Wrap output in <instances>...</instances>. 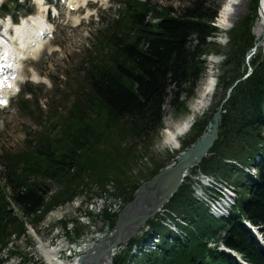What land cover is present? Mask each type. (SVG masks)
I'll return each mask as SVG.
<instances>
[{
	"label": "trees",
	"instance_id": "obj_1",
	"mask_svg": "<svg viewBox=\"0 0 264 264\" xmlns=\"http://www.w3.org/2000/svg\"><path fill=\"white\" fill-rule=\"evenodd\" d=\"M259 1L253 0L250 6L252 16L228 32L230 50L225 55V66H232L230 72L234 74L227 86L243 77L239 70L244 57L256 44L252 29L258 19ZM219 12V7L209 0H190L179 11L138 0L126 1L124 18L116 24L126 30L125 36H112L109 51L103 50V57L90 56L86 67L82 66L88 92L78 97L65 115L52 112L45 134L27 141L24 151L2 156L6 185H0V257L9 248L12 236L26 234L24 220L34 216L33 221L39 222L40 212L48 213L72 201L87 178L103 185L114 177L118 189L123 190L125 184L119 176L132 154L124 143L157 135L163 126L168 98L177 111L187 110L180 98L183 94L189 99L196 95L198 82L206 71L204 56L212 51L223 55L215 43L209 42L220 35L213 25ZM254 68V73L232 92L224 109L227 113L223 115L220 140L200 164L206 172H223L227 177L234 166L224 165L225 159L236 158L246 165L250 163L248 158L254 161L258 154L261 156L256 181L245 180L241 171L237 174L242 180L241 185L236 184L241 196L240 214L235 211L230 220L214 219L196 203L185 182L168 207L172 211L179 209L194 227L195 231L187 230L189 242L163 243L159 254L146 255L135 264H237L217 250H208L210 239L227 226L226 247L238 252L248 264H264V253L243 227V218L264 227V150L257 148L264 142L262 57ZM207 123L196 122L184 149L200 139ZM158 169L153 171L154 175ZM50 183L57 186L52 194ZM9 186L11 195L6 192ZM133 188L135 192L138 185ZM247 191L249 199L244 196ZM127 196L133 200L132 195ZM8 198L23 218L14 212ZM105 219L114 227L112 216L105 214ZM75 233L80 238L83 232L76 229ZM139 242L133 241L126 255L116 257L115 263L132 261L130 251Z\"/></svg>",
	"mask_w": 264,
	"mask_h": 264
},
{
	"label": "rangeland",
	"instance_id": "obj_2",
	"mask_svg": "<svg viewBox=\"0 0 264 264\" xmlns=\"http://www.w3.org/2000/svg\"><path fill=\"white\" fill-rule=\"evenodd\" d=\"M11 1L12 0H0V7L4 4L10 3ZM107 1H110L111 9L107 12L102 13L99 18H96L92 22L91 25L86 26L83 29L73 30L71 28V19H67L66 16H64V18L59 22H56L54 25L57 30L56 40L51 43L50 47L46 48L40 60L25 65L24 78L26 80L29 79L30 83H28L27 86H24L25 89L22 92L23 96L17 98L12 103V107L9 110L0 112L1 177L2 174L6 171L2 159L4 153L14 154L22 152L26 147H28V140H36L40 138L39 136L44 135L47 130L46 128L50 126L48 121L49 117H51L52 111L56 110L59 114L64 115L68 111H70L74 101L78 97H81L88 92V86L85 81V72L82 67H85L84 63L90 59V56L103 57V50L107 51L108 49H110V39L115 34L117 37L125 36L124 32L126 30L124 28L119 29L116 26V22L120 21L123 17L121 12H123V6H126L125 2L128 0ZM138 1L147 2L160 8H172L176 11L187 7L190 2V0ZM209 1L213 6L219 7V11L221 10L224 3V0ZM252 2L253 0H249L247 4L246 14L240 17V19L234 24L235 27L238 26L244 18H247L249 17V15H251L250 6ZM24 3L26 4L24 5ZM19 4L23 8V10L16 15L19 21L20 16L24 17L26 14H28L26 12L27 9L35 13V11L31 10L33 6L32 0H30L29 3L19 0ZM11 10L15 12L13 8ZM65 22H68L67 27L64 26ZM257 22L258 19L256 18V20L254 21L252 33L256 39V44L260 42L259 47L256 53L251 56V58L248 59V57L252 54V50L255 48V46L244 57V64L241 70H239L241 73H244V75L231 86L226 85V83L231 79V77H233L234 74L230 72L232 66H225V55L228 54L230 50V46L228 44V32L223 33L219 29L220 35L209 40V42L215 43V45H217L223 55L218 56L221 60L220 64L216 65L215 69L218 76V87L214 96L215 107L209 109L202 118L197 120L198 122L207 121L208 125L213 115L216 113V111L219 110L222 103L227 99L229 90H231L237 82H245L254 73V63L257 60L259 61L260 57L264 59L263 42L259 41V36L255 34ZM213 25L218 28L216 26V21ZM235 27L232 30H234ZM220 39H223V45L219 42ZM214 56L215 52L212 51L210 54H207V56H204L203 58L206 62V71L203 74L201 80L198 82L197 88L195 90L196 95L190 99L186 94H183L181 96L180 100L182 103H185V105L187 106V110L183 109L184 111H177L172 106L171 99L168 98L164 107L165 117L163 119V126L162 129L158 131L157 135H151V137L148 139L144 137L138 141L132 142L130 140L124 143L123 146L130 149V152L132 154L131 159L126 162L128 166H126L125 164L122 165L124 170L119 176L122 177V181L125 184L123 190L120 191L118 189L114 177L109 178L103 185L92 181L90 178H87L82 185L83 188L80 194L76 195L72 201L58 205L48 213H44V211L40 212L37 215L41 216L39 222L35 223L33 221L34 216L26 220V234H23L19 237H11V240L9 241V248L6 247V249L1 254V264H46L44 256L38 249L39 240H42L45 244L47 243V245L51 246V248L53 247L59 249L62 247L64 248L68 243L67 241L74 242L77 240H81L80 242L85 243L88 241L89 246L91 245L89 251L94 248V244L99 243L105 239H108V244H111L113 241L112 237L116 234L114 233V229L117 226L119 217L124 213L126 207L133 203L134 200H136L140 188L151 182L154 177L160 174L161 171L173 165L176 162V159L181 155V153L188 150L183 148V144L187 141L190 142V138L192 137L191 135H193V129L189 134L181 139V148L177 151H172L164 145V134L166 130L174 128L178 123L186 119L191 114L190 105L197 99L199 86L207 75L209 69L210 58ZM34 72L38 74L42 81H46L42 84L32 83L29 77L31 75L33 76ZM246 76H248V78L243 81ZM29 87L32 88L34 92L30 100L26 98L27 95L25 92ZM236 88H234V90ZM26 100L29 102L27 109L25 110L21 106ZM227 103L224 104L223 115L227 113V111L224 110ZM39 118L41 119L39 120ZM220 130L221 129H219V135ZM261 137L264 138V129L262 130ZM219 140L220 136L218 138V141ZM243 145L247 151L250 150V147L248 148L245 143H243ZM257 148L258 151L264 150V142H261ZM247 161L250 163L246 165L236 158H228L223 161L224 165L226 163H232L229 165L234 166V170L230 172L229 175H227L229 181H232V183H234L235 185H241L242 180L237 178V174L239 173V171L244 173L243 175L245 180L250 178V173H248V171H252V175H255L258 172V169L255 166V164L259 162L258 157H255L254 161L248 158ZM242 164L247 168V172H244L246 168L243 167ZM157 169L159 171L156 175H154L153 171H157ZM199 171L205 172L209 175H221L223 177H226V173H216L215 171L206 172L201 167V165H199L193 171V180L191 178L190 180L186 181L185 184H188V186H190L192 184V181H194V189L196 187L197 181L194 174ZM252 175L250 176L253 177ZM137 185L138 188L134 192L133 187ZM50 186H52L51 183ZM196 189H198V187ZM190 191H192L191 186ZM194 192L196 197L197 193L195 189ZM127 195H132L133 200H129ZM244 196L249 199V191L245 192ZM13 207L15 211L18 210L16 206ZM173 211L178 213L179 215L182 214L179 209H174ZM135 213H139V210H137ZM105 214L112 216L113 222L115 223L114 227L111 221L105 219ZM163 215L164 214L160 211L156 215V217H154L146 225L141 227L137 232L134 231L132 233H129L131 235L127 238V242H123L122 246L120 245L118 247L119 249L117 252H119L121 255H126L130 244L133 241H140L139 243L142 242L145 245V249H147L149 252H153V254H159L161 252V248H159V246L157 245H162L163 241H165L166 244H174L176 241H178V238H175L177 236L165 226L166 221L162 223L160 218ZM173 227L174 225H172V228ZM176 228V230L179 231L181 237H183L185 242H187L185 233L180 231L178 227ZM76 229L83 232V236H81V238L79 239L77 238V235L75 233ZM151 231L159 232L160 235L163 234V236L159 238V236L154 235V233H152V235H149ZM225 235L223 236V239H225ZM180 240L182 241L181 238ZM154 242H157V245H155ZM143 247H141V250L143 249ZM3 249L4 248H2V250ZM86 252L88 251L86 250ZM81 256H84V254L80 255L79 257ZM136 260L138 261L140 260V258L132 259V261L128 262V264H135L137 262Z\"/></svg>",
	"mask_w": 264,
	"mask_h": 264
},
{
	"label": "bare ground",
	"instance_id": "obj_3",
	"mask_svg": "<svg viewBox=\"0 0 264 264\" xmlns=\"http://www.w3.org/2000/svg\"><path fill=\"white\" fill-rule=\"evenodd\" d=\"M39 3H41L40 0H37ZM249 0H224V3L222 5V8L220 10L219 16L216 20V26L218 29H220L223 33L229 32L235 27V23L246 14L247 11V4ZM76 23L78 20H76ZM80 23V20L78 24ZM77 24V25H78ZM45 22L38 17L37 19L30 20V23L25 22L21 28H19V32L21 31V35L19 37L11 39V42H7V51L12 57H16L15 50H18V45L20 48H26L30 47L31 44H35L36 48L32 51L33 53H36L37 50H41L43 48L44 43L39 42V40L34 36V32L36 29L44 30L46 28ZM255 34L258 37L259 41H263L264 36V0H260L259 4V11H258V22L257 27L255 29ZM223 39H220L219 42L223 45ZM260 43V42H259ZM44 51V49H42ZM220 57H213L210 59V65L207 72V75L205 76L204 80L201 82L198 92H197V99L190 105L191 106V114L178 123L174 128L166 130L164 136V145L171 149L172 151H177L181 148V139L189 134L196 123L197 120L202 118L205 113L208 112L209 109H212L215 107L214 103V96L216 94V90L218 87V76L216 72V65L220 64ZM33 61H36L33 60ZM35 71V70H33ZM37 72V71H36ZM32 81L36 84L44 83L46 80H41V78L38 76L37 73H33ZM24 74H20L19 78L23 79ZM35 81H34V79ZM210 153V152H209ZM209 156V154L206 156V158ZM198 167V165H194L189 170H186L182 174L181 178V186L183 183H185L187 180L191 179V175H193V171ZM196 187L194 188L197 195L196 199L198 201H204L207 203V205L211 208V211L213 213L218 212V210L221 209L223 206L224 210L226 211L228 206L226 204V201H230L234 194L233 188H228L227 184L222 182L221 180L218 181L214 179L213 177L203 175L202 173H199V175L196 176ZM198 187V189H196ZM209 189H214L215 191H219L224 195L223 202H214L212 199L206 194V191ZM143 201H139V203H136L134 213L127 211L125 214H128V217L134 216L136 214L141 213H147L151 209V204L153 201V194L151 192L147 194L146 196H143ZM218 200V198L216 199ZM145 203V204H144ZM228 203V202H227ZM88 205V204H87ZM151 205V206H150ZM104 206V205H103ZM117 206V205H116ZM105 207V206H104ZM103 208V207H102ZM133 208V207H131ZM122 209V208H121ZM101 210V209H100ZM112 210V209H111ZM137 210H139V213H135ZM223 210V211H224ZM104 211V210H103ZM162 213V212H161ZM152 222V221H151ZM168 226V224H166ZM172 228V227H171ZM139 227H130L122 231L121 234V240H124L123 242H127V238L131 235L129 233H132L134 231H138ZM175 231V230H174ZM176 232V231H175ZM115 236H113V241L118 239V236L120 234V229L117 228L114 230ZM158 235L160 238V234ZM181 237V236H180ZM162 239V238H161ZM182 240H184L183 237H181ZM112 241V242H113ZM108 239L102 240L99 243L94 244V248H92L90 251V247L86 246L84 247V250H87L85 255H89L90 257L86 260L85 264H96L95 260H97V255L99 254V250L97 246L101 245L107 246L108 245ZM152 242V241H151ZM155 243V242H154ZM157 242L155 243V245ZM160 244V243H159ZM100 245V246H101ZM153 247V246H152ZM157 247V246H156ZM65 248V247H64ZM62 248H51V246L45 244L42 240L38 241V249L44 256V259L48 261L49 263H57L59 260L60 252L64 249ZM153 250V249H152ZM81 258V257H80ZM80 258L75 260V263L72 262V264H81ZM98 264H112L111 260H108L107 256L105 258H102V261Z\"/></svg>",
	"mask_w": 264,
	"mask_h": 264
},
{
	"label": "water",
	"instance_id": "obj_4",
	"mask_svg": "<svg viewBox=\"0 0 264 264\" xmlns=\"http://www.w3.org/2000/svg\"><path fill=\"white\" fill-rule=\"evenodd\" d=\"M264 41V36H263ZM259 47V43L255 45L253 52L257 51ZM263 51H264V42H263ZM251 58V57H250ZM248 76H246L244 80H246ZM240 82H237L235 86L229 90L227 99L222 103L221 107L218 111L213 115L211 121L207 125V129L202 137L188 150L181 153V155L176 159V162L167 167L165 170L161 171L153 180L147 183L145 186L140 188L136 200L133 203L128 205L124 211V213L119 217V221L117 228L120 229V234L118 239L108 244L107 246L99 245L97 246L99 250V254L97 255V260L95 263L98 264L102 261V258H111L112 251L117 249L120 245H122L124 240H121L122 231L130 227H143L146 225L150 220H152L156 215L163 210L172 200V198L179 192L181 187V178L184 171L189 170L194 165H200L209 152L213 149L215 143L218 141L219 138V129L223 118V107L224 104L230 99L231 94L236 88V86ZM153 194V201L150 203L151 209L147 213H139L134 216L128 217L127 213L132 212L134 213L135 204L139 203V201H143V196L147 194ZM145 204V203H144ZM133 207V208H131ZM90 256L84 255L80 258V263L85 264L86 260Z\"/></svg>",
	"mask_w": 264,
	"mask_h": 264
},
{
	"label": "built area",
	"instance_id": "obj_5",
	"mask_svg": "<svg viewBox=\"0 0 264 264\" xmlns=\"http://www.w3.org/2000/svg\"><path fill=\"white\" fill-rule=\"evenodd\" d=\"M191 178L193 179V176L191 175Z\"/></svg>",
	"mask_w": 264,
	"mask_h": 264
}]
</instances>
